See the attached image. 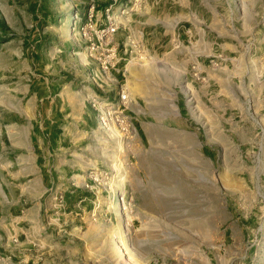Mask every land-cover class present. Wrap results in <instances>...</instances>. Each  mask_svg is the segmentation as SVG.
<instances>
[{"label": "crops", "instance_id": "obj_1", "mask_svg": "<svg viewBox=\"0 0 264 264\" xmlns=\"http://www.w3.org/2000/svg\"><path fill=\"white\" fill-rule=\"evenodd\" d=\"M124 1L94 0L98 24L104 25L106 7ZM145 2L147 14L131 16L141 48L154 55L195 51L198 100L222 119L243 153L263 156L264 21L259 14L239 17L226 0ZM31 8L29 0H0V61L5 63L0 77L8 80L2 91L10 102H0V264H49L48 254L52 264H84L89 251L124 240L140 221L124 219L89 177L97 169L85 156L97 127L89 99L103 97L89 78L95 65L79 51L81 41L46 40L36 21L29 22ZM87 9L83 2L74 25L84 22ZM114 40L121 61L129 45L122 47L117 35ZM58 47L71 51L63 63ZM118 64L112 75L119 82ZM106 97L116 101V89ZM179 101L186 107L184 96ZM55 193L63 200L58 211L52 206ZM259 228L255 214L231 213L221 245L203 264H256L253 239ZM149 239L142 243L147 253Z\"/></svg>", "mask_w": 264, "mask_h": 264}, {"label": "rangeland", "instance_id": "obj_2", "mask_svg": "<svg viewBox=\"0 0 264 264\" xmlns=\"http://www.w3.org/2000/svg\"><path fill=\"white\" fill-rule=\"evenodd\" d=\"M32 1L29 22L36 21L46 40L61 44L76 41L74 21L83 2L89 7L94 0ZM226 1L237 8L239 17L255 11L264 21V0ZM110 8L117 26L113 40L117 35L129 45L118 64L123 75L119 83L131 101L125 114L131 117L135 134L121 140L115 132L96 127L85 156L97 162L92 171L105 172V182L129 200L125 219L136 217L140 228L127 230L116 244L89 251L84 264H203L221 245L222 227L231 213H253L258 218L252 261L264 264V155L243 153L222 119L198 100L195 51L154 55L141 48L131 16L147 14L145 0H125ZM58 49L63 63L71 51ZM4 64L0 61V68ZM7 81L0 77V102L5 106L10 105L8 93L2 91ZM182 96L187 101L184 108L177 103ZM148 237L149 253L142 245ZM45 258L52 264L50 254Z\"/></svg>", "mask_w": 264, "mask_h": 264}, {"label": "built area", "instance_id": "obj_3", "mask_svg": "<svg viewBox=\"0 0 264 264\" xmlns=\"http://www.w3.org/2000/svg\"><path fill=\"white\" fill-rule=\"evenodd\" d=\"M139 0H132L137 3ZM110 6L104 9V25L98 24L95 19L93 6L87 9L84 22L76 27L74 36L76 41L83 43L84 55L95 65L89 78L92 83L103 93L102 98L92 97L89 104L95 112L96 126L105 131L115 132L118 138L125 140L133 138L135 129L131 117L125 114L130 99L127 96L124 85L120 84L112 75L116 73V65L119 63L118 44L113 40V34L117 26L113 19ZM124 13V7L120 9ZM73 33V32H72ZM123 47V44H121ZM116 89L117 100L110 101L106 95L111 89ZM91 181L104 189V193L110 202L117 205L119 213L126 218L129 212V200L124 198V194L113 191V187L105 182L107 174L105 172H89ZM53 209L58 211L63 207L62 195H53ZM96 207V206H95Z\"/></svg>", "mask_w": 264, "mask_h": 264}, {"label": "bare ground", "instance_id": "obj_4", "mask_svg": "<svg viewBox=\"0 0 264 264\" xmlns=\"http://www.w3.org/2000/svg\"><path fill=\"white\" fill-rule=\"evenodd\" d=\"M121 246V245H120ZM122 249V248H121ZM123 252V251H122Z\"/></svg>", "mask_w": 264, "mask_h": 264}]
</instances>
